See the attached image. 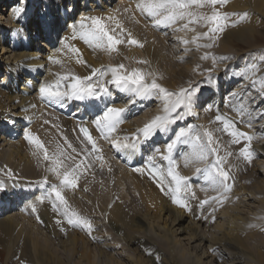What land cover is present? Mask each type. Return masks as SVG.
Masks as SVG:
<instances>
[{"label": "bare ground", "instance_id": "1", "mask_svg": "<svg viewBox=\"0 0 264 264\" xmlns=\"http://www.w3.org/2000/svg\"><path fill=\"white\" fill-rule=\"evenodd\" d=\"M115 1L116 0H82L81 6L79 7L81 10L79 11V16H77L76 11L78 9V4H80L78 3V0H0V160L8 163V166L6 165V167L7 169H10L13 174H18L17 176L13 175L9 177L4 175V173H0V178L7 180H21L19 183H17L16 187L11 188L3 195H0V232H2L0 234L5 236V238H3L4 240L9 239L6 241V246L12 247L14 245H12V243L15 238V240L19 241V245L16 248L17 252L21 253V255H27L31 252V254H36V256L41 257L42 260L56 258L58 262L59 257L57 255L60 254L59 249H61L64 251L62 253L67 255L65 258L66 260L63 261L62 264H146L147 262L155 263L157 257H159V260L162 263L164 260L168 259L164 258L163 256L164 254H167L166 251L172 252L167 255L169 260L166 261V264H185L179 261L181 258L178 256L180 255L177 256L179 260L176 258V256H174L176 254V249H179L182 255H188L191 264H252V253L258 259V261L263 264L264 252H261L258 249V246L252 245L251 242L260 234L257 230H252L244 236L245 231L242 230V223L244 222L254 225L257 224V222H252L250 220L251 216L253 218V216H255L254 214L260 211L259 208L261 207L258 204L262 203V201L259 203V200L256 197L258 195H256L257 189H253L256 184L252 187L249 186L247 188H241L239 192H236V194L238 193L243 196V199L240 201L243 204L241 206L237 205V207L232 209L231 207L227 206V209H230L226 211H224V208V210L218 212V209L222 206V204H214V202L206 204L202 209L199 207V201H201V199L206 200L210 197L216 196L217 193H215V191H212L214 192L213 195L206 194L209 198H204L206 196H202L203 198L200 199V196L198 195L199 197L197 198L200 200L196 199V201L194 200V203L192 202L190 204V208L195 211L193 214L198 213V215H192L193 217H189V213L186 209H178L180 208L179 206L171 204L172 202L170 203L171 198L169 196H162L163 193L157 186L156 182L151 179L144 171H134L135 165H139V167H143L146 170L145 163L149 162V157H152L153 159L151 163H154L158 170H160V172L165 175V168L168 167V162L161 158V152L166 147V143L174 133L173 131H170L167 134L158 133L152 140H150L147 144H144L142 147L138 146L136 150H122L118 152L119 154L117 156H115L117 151L111 145L101 142L106 140L101 138L100 133L96 130L93 121L97 116L102 114L106 106L127 109V111L123 114V122L117 126L116 131L110 135V139L107 141L111 143V138L114 137L120 140L122 143L129 142L124 141L123 138L125 136L131 137L137 129L142 128L143 125L147 123L152 117L160 114L163 103L158 96H152L149 98H136L135 103H132V99L135 97L131 95L130 92L121 91L117 89L115 85L108 84V95L102 96L99 100L86 99L84 101H79L75 99H65L62 103H49L40 99L38 89L41 83L54 81L58 75L75 74L81 77L87 76L90 74L92 68H101L109 63H112L113 65L115 64L114 66L122 63L125 65L128 71H131L132 69H139L145 74V78L149 82L155 78L157 83L162 84L164 88L173 92H178L179 90L177 91V89L182 87V85H184L183 87H187L189 83H191L196 77V74L193 75V71H190V66L187 68V65L185 67L184 64H181L182 61L184 62L183 58L185 57L184 54L187 49L183 47V44L179 43L180 39L176 40V33L171 31L173 29L171 25L160 26L162 34H159L164 36L166 40H172V42H175L173 44L175 46L170 48L167 47L168 53L165 54L160 50L161 48L159 49V46L151 47V44H149L147 35H159L156 33L158 27H153L151 19L135 8L138 0H118L116 3ZM9 3H11L12 6L8 8L4 7ZM241 4L244 6L243 9H241L243 12L248 9L252 11L256 10L252 4L242 2ZM66 5L71 6L73 9L70 14H65L64 12V7ZM242 5L232 4L230 5V8L236 9L238 12V9L242 8ZM35 7L41 8L43 12H38V15L34 17L33 10ZM109 7L111 8L110 10L101 11L102 9ZM17 8L24 9V11L19 16L15 15ZM116 9L118 12H116L113 16L124 28H129V31L132 33L133 37L139 42V44L143 45L142 47L138 45L127 46L125 44H121L117 46V51L115 52L109 53L105 51L108 56H97L98 54L95 52V50L93 51L92 48L86 47L85 45H78L77 49H79L80 54H82V59L86 61L87 66L84 64H77L76 55L73 53L70 55L58 56L57 54H54L55 51L53 49L50 47L48 48V46H53L56 44L58 38L66 34V30L69 32L72 31L68 25L73 24L74 21H80L79 19L83 16H97L106 12L112 13L110 11H115ZM41 14L42 16H40ZM122 14L126 16L123 17ZM260 14L264 19V13ZM234 18L237 19L240 17ZM250 18L251 19L249 21L253 20L254 16H251ZM227 28L228 29L224 32L222 38H220L221 40L219 49L212 51L217 56L223 55V58L226 57L225 54H232V51L235 50L233 49V44L242 42L243 40H246L248 43L255 40L256 37L259 36V33L256 32V28L253 23L248 25L240 24L235 27ZM162 30H167L168 32L165 31L163 33ZM33 35L37 37L33 38ZM42 36H45L44 40L48 41V44L43 41H37L38 39L40 40ZM60 40L63 41L62 38ZM176 42L178 43L176 44ZM176 45H179V49L182 47L181 49L183 50L180 49V51H184V54L181 52H175V50H179ZM76 46L77 45H75V47ZM189 47L191 48L192 46L189 45ZM255 55L257 54L246 51L241 55L242 57L239 60L234 59L235 57L231 62H227L231 58H225L221 60L223 65L220 69L223 68V72L219 80H223L225 86L223 87L220 85L219 81L217 82V85H214V82H208L210 83L209 87L207 86L206 89L200 91L199 98L194 105L195 107L193 106L192 108V114L187 117L190 118L188 120L186 119V121L182 122L176 127H187V125H190V123H193L192 125H194V123L200 124L201 121L205 119H209L211 121L215 119L217 114H225L227 116L230 115L231 117H234V120L240 121L241 115L236 111V109L239 108L237 105H240L239 100L241 97H246V99H250V102L248 105H245L247 103L244 105L252 107L250 112L255 114V117L257 118L254 122L259 121V123L254 126L264 129V114H262L264 113V104L258 102L259 100L257 101L258 95H256L257 90L260 91V89L263 87L261 77H263L262 79L264 80V70L260 68L261 66L257 69L252 68L253 64L256 65L261 59ZM50 57L52 59H50ZM60 58L63 60L58 62ZM138 61H146V63H137L132 67L133 62ZM235 61L236 63L238 62L237 68L239 70L243 68L244 70L239 72L236 71L235 65L233 63ZM197 63L198 61L192 58V62L190 63L192 69L196 68ZM54 66L56 68L58 66L63 70H70L71 73L61 74V70L58 69V71L57 69L53 68ZM207 74L205 73V75ZM21 75L24 76V81L22 83H20ZM157 77L160 79L163 77V79H161L162 81L158 80ZM110 78L111 76L109 74L104 79L109 80ZM209 81H212V79ZM212 87L214 88L213 92L215 93L214 98L212 101L205 102L204 106L199 107L202 100L208 97V95L206 96V93ZM232 93H236V95H231ZM137 100L142 102H137ZM209 105H211L210 110L208 107ZM88 106L92 107V112L90 113L87 112ZM217 108L219 109V113L217 112ZM147 109L149 111H146ZM28 111H31V114H27L26 112ZM48 111H50L52 114H56L57 117H61V124L66 134L64 137L69 142H71L73 147L79 149V151H85L83 148L84 146L86 150L90 149L87 147L85 142L84 145L82 140H80L83 139L80 132V126L82 124H88L92 127L94 137L98 142L99 149L101 150L99 155L105 159H108V156L109 158L110 156L119 158L117 160L115 159L117 165L110 168L107 172H113L116 176H118L119 180H125L127 183H124L129 186V190H131L133 187L132 189L134 190V194L137 191L138 194H136L138 195V198L133 197L132 195L131 196L133 199L136 198L137 203L142 202L140 205L144 206V209H146V212L149 216L148 219H145L139 215L135 216L134 219L139 217V220L136 221L138 229H141L140 231H138L136 227V230H134V233H132L133 235H130L129 230H133L132 228L129 226L126 228L123 227L122 223H116L119 219V214L121 213V215L124 217L125 212L128 210L126 209L128 205H125L126 207L124 210V206L122 204H124L125 200H123L121 206H118L119 208L116 206V208L112 207L114 209L112 210L111 214L109 212L110 215L104 213L106 217L104 220L105 223L107 225L109 224L108 226H113L115 232L121 234L118 239L120 242L112 241V235L110 236L108 234L110 228H108L109 230H107L108 226L101 228L97 223L98 220L96 219L97 222L95 220H91L92 227L94 226L93 228H95L96 231L92 232V235H90V240L88 239L89 241L86 240L88 242L85 241L84 243L82 236H80L82 233L69 230L71 227H67L64 223L61 225L56 223V221L60 220V218H58V214L55 215V212H52L53 209L50 210L51 213L49 212V206H47V203H50V200L45 199L43 202H39L37 200V197L45 195L46 192L50 190V185L56 183L57 181H55L50 175L52 172H48V167H45L47 166V163L46 165L44 164L45 172L43 170V176L39 177L36 174L39 166L38 160L43 158V152L39 151L37 156H33L32 152L29 153V151L36 149V146L31 144L25 138V133H30L31 135L37 137L39 141L45 146L50 156L60 153L58 149L60 147L57 145L60 139H58V143H56L57 146L54 145V141L57 137L54 139V141L52 140V132L55 131L51 127L54 125L55 119L53 116L48 115ZM246 111L249 112L248 110ZM139 113L143 114L137 116ZM76 117L81 119L84 118L83 122H77L75 120ZM244 120L245 118L243 116V123L239 124L240 128H242L241 124L245 123ZM40 121H42V123ZM173 127L175 128V126ZM72 134L76 135L80 139L77 138L75 140ZM141 139L143 138L141 137ZM227 140L225 138L224 141ZM62 141L63 139L61 142ZM258 142L260 143L258 144ZM231 145L233 146V144ZM226 146L228 148L230 147V145ZM251 146L252 149H255V151L258 152L262 158H264V141L252 140ZM157 148L160 149V151H156ZM224 149H226V151L228 150L225 147ZM182 150L183 148L181 147L178 151L181 152ZM176 151L177 148L174 150L173 158L178 165L177 170L180 174L192 179V172L190 173L188 169V171L184 172L181 163L178 161V159H176ZM83 152H81V154ZM87 154L92 156L94 160V155L89 153ZM7 159L8 161H6ZM161 159L162 162H164L163 167H161L159 164ZM111 161V163H115L113 162L114 160ZM261 164H264V162ZM121 165L127 167L128 170H125ZM192 165L193 164H191V166ZM100 168L101 167L99 164L95 165V171H98ZM92 169H94V167ZM139 174L144 178L143 180L138 178ZM45 179H47L48 183H41ZM92 179L94 180V178ZM168 179H165L164 181L166 185L168 183ZM191 179L189 181V191L196 194V189L194 186L190 185ZM117 182L119 183L120 181ZM202 186L211 189L210 185L207 183H202ZM157 192L162 194L159 196ZM83 197L79 198L83 200ZM68 198L69 201L71 200V204L68 205L70 210L75 211L80 216H84L85 211L89 218L95 217L92 211L89 212L86 210V208H84L85 206H82L84 211L77 209L75 207L76 205H73V198L71 199L69 196ZM85 198H87L86 195ZM89 198L90 197H88V201L90 202L89 204L92 205V200L94 198L92 200ZM116 200H118V198ZM116 202L118 205H120L119 200ZM131 202L128 203L131 204ZM79 203L76 202L78 205ZM137 203L135 202L136 206L138 205ZM32 205H35V212L38 213L40 221L44 222L47 233L41 234V232L39 234L38 230H36V227L33 226L31 229V224V226L28 225L30 227L29 229L26 228L28 226H25V224L27 222L30 223L27 218L29 208L32 210ZM94 205H96L95 207L97 209V201L96 203L94 202ZM107 205H103L104 208H102L104 211ZM232 205L235 206L236 203H232ZM143 206L139 207L143 208ZM92 207L94 206L92 205ZM213 209H215V211H213ZM213 217L215 218L214 222ZM14 219L15 221L17 220V222L19 221L17 225L13 222ZM32 220H34V218ZM159 220H161V223ZM10 223H13L17 226V229L13 234L14 237L7 233V227L10 226L7 224ZM133 225L135 226V224ZM258 226L260 225H256L255 227ZM11 227L13 228L14 226ZM61 227H63L65 231L62 232ZM52 234H54V237ZM93 237L95 239L94 243H92ZM84 238H86L85 235ZM41 239H44V241L50 240V245H54L53 243H55L58 244L57 247L59 248H51L48 245L49 241H47L48 243L45 245L43 244L44 242L41 243ZM10 241H12L11 244ZM160 243H165L166 245H164L166 248H164ZM114 246L118 248L117 250L120 249L121 251L118 252L116 250V252H112V248H114ZM132 246L138 247L140 251L138 255H135L134 252L136 251L133 252L134 249ZM147 251H151L152 255H147Z\"/></svg>", "mask_w": 264, "mask_h": 264}, {"label": "snow or ice", "instance_id": "2", "mask_svg": "<svg viewBox=\"0 0 264 264\" xmlns=\"http://www.w3.org/2000/svg\"><path fill=\"white\" fill-rule=\"evenodd\" d=\"M227 2L228 0H138L136 9L151 19L153 27L169 26L178 20H185L187 18V22L183 25L184 29H188L190 24H200L207 28V31L194 36L193 42L201 39L214 42L224 32L226 27H235L237 25L239 21H233V17H240L243 20L248 16L247 13L221 11L220 9ZM193 6L208 8L210 11L208 13H195L187 10ZM23 11V8H17L15 15L19 16ZM72 11L71 6L66 5L64 7L65 14H70ZM107 19L114 20L115 18L108 17ZM68 26L72 29V39H76L78 36L85 44L94 49H101L112 53L117 51V46L125 42L129 45L143 46L119 22H116L115 27L110 28L104 23V18L102 17L83 16L80 21H74L73 24ZM192 30L195 31L194 29ZM183 43L188 44L189 41L184 40ZM201 46L211 48L213 44L206 43ZM66 47H68L71 53L76 55L77 64L87 66L86 61L82 59L79 49L70 45H66ZM50 59L52 58L50 57ZM201 59H208V54L206 53ZM213 60L215 62L216 58L213 57ZM138 63H146V61H138ZM109 74L111 78L105 80L104 78ZM108 84L115 85L121 91L130 92L136 98L158 96L163 103L161 114L152 117L142 128L137 129L131 137L125 136L123 138L124 141L129 142L122 143L114 137L111 138V146L117 152L128 149L136 150L138 146L142 147L144 144H147L158 133L167 134L170 131H174L175 133L174 137H170L166 143V147L161 152V158L168 162L166 177L156 168L155 164H152L146 170L143 167H137L134 171H144L156 182L161 192L171 198L173 204L190 211L191 208L187 200L195 198V194L189 191V181L191 178L180 175L177 170L178 165L173 158L174 150L178 145H190L192 152L186 160L203 163L204 167L196 168V173L198 175L203 174L211 190L217 193L216 196L199 201V207L202 209L206 204L212 202L222 204L223 199L226 198L225 194L231 191L229 184V181L232 179L231 167L226 168L225 165L228 163L229 157L233 156V153L225 152L224 155H221L220 140L215 138L211 131L204 130L201 133L193 125L178 127V130L173 127L179 126L192 114V108L200 95V84L189 83L187 87H181L178 92L169 91L157 83L155 78L149 82L141 70L132 69L128 71L125 65L121 63L110 68H92L90 74L83 77L75 74L58 75L54 81L41 83L38 91L40 99L49 103H62L65 99L79 101L86 99L99 100L102 96L108 95ZM231 95H236V93H232ZM132 103H135V100ZM239 103L241 107L237 108L236 111L241 115L240 121L230 119L225 114H217L215 122L222 125L217 131L230 137L229 144L240 145L236 153L237 157L251 163L254 159V152L251 148L253 136L238 127L240 123H243V116L249 113L246 111V106L243 103V97L240 98ZM208 107L210 110L211 105ZM126 111V108L105 107L102 114L97 116L93 121L101 138L105 140L110 139L111 133H114L117 126L123 122V114ZM217 112L219 113L218 108ZM80 132L83 134L87 144L91 145V148L87 152L95 155L97 159H102L99 155L101 150L97 147L88 128L81 127ZM25 138L31 144H34L38 151L43 152L44 161H51V167L47 168V170L54 173L59 181L58 184H51L50 190L45 195L37 197V200L39 202H43L45 199L51 201L53 211L63 218L56 221L58 225L66 222L68 226L86 230L91 235L94 229L88 218L80 216L75 211H71L64 195L65 189H76L78 187L79 174L85 166V161H88V155H85L79 163L75 162L76 157L71 156L70 153L66 154L65 151H61L59 156H50L37 137L30 133H25ZM64 143L68 148L72 149L73 153L79 155L77 149L66 138ZM156 151H160V149L157 148ZM33 155H37V152H34ZM69 158L72 163L65 166V160ZM152 159V157L148 158L149 163H151ZM88 166H91L90 161L88 162ZM0 172L9 177L14 175L6 166L5 169H0ZM167 178L170 179H168L166 185L164 181ZM41 183L47 184L48 181L45 179ZM2 190L3 185L0 184V191ZM31 207L33 212H35V205ZM214 219L213 217V222ZM37 220L42 222L38 215ZM61 231L63 232L65 229L61 227ZM146 254L152 255L151 251H147ZM20 264H25V262L20 261ZM155 264H161L159 257L156 258Z\"/></svg>", "mask_w": 264, "mask_h": 264}, {"label": "rangeland", "instance_id": "3", "mask_svg": "<svg viewBox=\"0 0 264 264\" xmlns=\"http://www.w3.org/2000/svg\"><path fill=\"white\" fill-rule=\"evenodd\" d=\"M117 2H118V0H116ZM116 1H115V3H116ZM130 1V0H129ZM81 2H82V0H78V3H80V4H78V9H77V11H76V15L77 16H79V11L81 10V8H79L80 6H81ZM241 2L242 3H248V4H252L254 7H255V9L256 10H254V11H252V10H250V9H248V10H245V12H243V11H241V9H243V5L241 4ZM232 4H239V5H242V8H240V9H238V12L239 13H247L248 14V16H247V18L246 19H243V20H241L240 18H237V19H235L234 17L232 18L233 19V21H239L238 23H237V25H248V24H250V23H253L254 25H255V28H256V32H258L259 33V36H257L256 37V39L255 40H253V41H251V42H248L247 43V41L246 40H243L242 42H238V43H236V44H233L234 45V47L233 46H231V47H233V49H235V50H233L232 51V54H228V55H226L225 54V58L226 59H230L229 61H227V62H231L232 60H233V58L234 59H240L242 56V54L243 53H245L246 51H249V52H251V53H256L257 55H255V56H257V57H259V58H261L260 59V61H259V63H257L256 65H254L253 64V66H252V68H254V69H257V68H259L260 66V68L261 69H263L264 70V19L261 17V14L260 13H264V0H228V2H227V4L224 6V7H222L220 10L221 11H227V12H229V13H231V12H236V13H238L237 11H236V9H231L230 8V5H232ZM113 5H115V4H113ZM10 6H12V4L11 3H9V4H7V6H4V7H10ZM113 7V6H112ZM136 8V7H135ZM111 8L109 7V8H104V9H102L101 11H106V10H110ZM188 11H192V12H195V13H208L209 11H210V9H208V8H198V7H196V6H193L192 8H190V9H187ZM34 12H33V14H34V17L35 16H37L38 15V12H42V10H41V8H39V7H35L34 8V10H33ZM258 13H257V12ZM110 12H112V13H109V12H106V13H104V14H102V15H97V17L99 16V17H102V18H104V23L108 26V27H110V28H113V27H115V24H116V22H118V20L113 16L116 12H118V10L116 9L115 11H110ZM260 12V13H259ZM42 15V14H41ZM123 15V17H125L126 15H124V14H122ZM143 16V15H142ZM251 16H254V19L253 20H251V21H249L251 18ZM108 17H114L115 19L114 20H109V19H107ZM144 17V16H143ZM145 18V17H144ZM77 19V18H76ZM146 19V18H145ZM79 20H81V18L79 19ZM187 22V18L185 19V20H178L177 22H175V23H173V24H171V27L173 28L171 31L172 32H174V33H176L175 35H176V40L178 39H180L179 40V43L180 44H183V47H185L186 49V52H185V54H184V51H180V49L182 48H180L179 49V45H176V47L179 49V50H175V52H181V53H183L184 55H185V57L183 58L184 59V62L182 61L181 62V64H184L185 65V67H186V65H187V68H189V66L191 67L190 68V71H193V75H195L196 74V79L194 78L193 80H192V84H201V88H200V91L201 90H203V89H206L207 88V86L209 87V85H210V83L211 82H214L215 84L214 85H217V82L219 81V83H220V85H222L223 87L225 86L224 85V83H223V80L221 81V80H219V78H220V76H221V74H222V72H223V68L222 69H220L221 67H222V65H223V63H222V61L221 60H223V59H221V58H223V55H219V56H217L216 54H214V52H212V51H215V49H219V46H220V38H222V36L224 35V32L228 29L227 27L225 28V30H224V32L222 33V34H220L219 35V37H218V39H216L214 42H212V41H207V40H204V39H201V40H198V41H195V42H193V37L194 36H196L197 34H199V33H202V32H204V31H207V28L206 27H204L203 25H200V24H190L189 25V27H188V29H184L183 28V25L185 24ZM244 23V24H243ZM236 25V26H237ZM126 30H128L129 31V28L128 27H126L125 28ZM192 29H194L195 31H193ZM168 32L167 30H162V32L164 33V32ZM156 33L157 34H162L161 33V28L160 27H158V29H157V31H156ZM192 33V34H191ZM151 35V34H149V35H147V38L149 39V44H151V47L152 46H159V49L162 51V52H164L165 54L166 53H168V49H167V47L168 48H170V47H172V46H175V45H173L175 42H172V40H166V38L164 37V36H161V35ZM191 34V35H190ZM33 38H36L35 37V35H33L32 36ZM44 37V38H43ZM72 37V31H67L66 30V34L63 36H61V37H59L58 38V40H57V42H56V44H54L53 46H48V48L50 47L51 49H53L55 52H54V54H57L58 56H65V55H70V54H72L70 51H69V49H68V47H66V45H70V46H74L75 47V45H77L75 48H77L78 47V45L79 46H82V45H85L86 47H89L87 44H85L84 43V41L83 40H81L78 36H77V38L76 39H72L71 38ZM159 37V38H158ZM63 39V41L62 40H60V39ZM162 38V39H161ZM45 39V36H42V38H40V40L38 39L37 41H43V42H45L46 44H48V41H45L44 40ZM188 40L189 41V43L188 44H185V43H183V41L184 40ZM77 41H78V43H77ZM59 42V43H58ZM61 42V43H60ZM163 42H164V44H163ZM69 43V44H68ZM72 43H74V44H72ZM76 43V44H75ZM178 42H176V44H177ZM206 43H212L213 44V46L211 47V48H206V47H203V46H201V45H203V44H206ZM123 44H125V45H127V46H131V45H129V44H127V42H125V43H123ZM160 44V45H159ZM252 44H255V45H252ZM166 45V46H165ZM189 45L190 46H192L191 48L189 47ZM90 48H92V47H90ZM252 48H256V49H252ZM64 50V51H63ZM92 50L94 51L95 50V52L98 54H96L97 56H108V54H106V52L104 51V50H101V49H94V48H92ZM181 50H183V49H181ZM191 51V53H190V51ZM62 52H64V53H62ZM105 53V54H104ZM208 54V59H201V57L202 56H204L205 54ZM103 54V55H102ZM245 55V54H244ZM216 56V57H215ZM253 56V55H252ZM213 57H215L216 58V60H215V62H214V60H213ZM192 58L193 59H196L197 61H198V63L196 64V68L195 69H192V66L190 65V63L192 62ZM219 59V60H218ZM63 59L62 58H60L59 59V61L58 62H61ZM181 61V60H180ZM218 62V63H217ZM221 62V63H220ZM138 62H133V64H132V67L135 65V64H137ZM234 63V65H235V70L236 71H242V70H244L243 68H241L240 70L237 68V63H236V61L235 62H233ZM199 64V65H198ZM204 64H206V65H204ZM107 65V66H106ZM105 66H104V68H106V67H108V68H110V67H112V66H114L112 63H109V64H106ZM258 65V66H257ZM225 66V65H224ZM223 66V67H224ZM206 67V68H205ZM217 67V68H216ZM53 68H55V69H60L58 66H57V68L54 66ZM68 68H71V67H68ZM198 68H202L201 70L200 69H198ZM205 70H204V69ZM192 69V70H191ZM207 69V70H206ZM215 69V70H214ZM220 69V70H219ZM61 70V74H69V73H71V71L70 70H63V69H60ZM205 72H204V71ZM209 70H210V72H209ZM59 71V70H58ZM203 71V72H202ZM216 72V73H215ZM218 72V73H217ZM205 73L207 74V75H205ZM214 73V74H213ZM218 74V75H217ZM214 75H215V77H214ZM217 75V76H216ZM205 76V77H204ZM208 76L210 77V79H212V81H209L210 79L208 78ZM213 76V77H212ZM23 77V78H22ZM161 77V76H160ZM158 78V80H161V79H163V77L160 79L159 77H157ZM263 77H261V80H262V85H263V87H262V89H260V91L259 90H257V93H256V95H258L257 96V101L258 102H260L261 104H264V80L262 79ZM150 79V78H149ZM216 79V80H215ZM207 82H206V81ZM20 83H22L23 81H24V76H20ZM162 81V80H161ZM208 82H210V83H208ZM208 84V85H207ZM162 85V84H161ZM184 85H182V87H183ZM205 87V88H204ZM181 87H179V89H180ZM179 89H177V91L179 90ZM214 91V88L212 87V88H210V90L209 91H207V93H206V96L208 95V97L206 98V99H204V100H202V102H201V105H199V107H202V106H204V104H205V102H207V101H212V99L214 98V95H215V93L213 92ZM261 91H262V93H261ZM255 93V92H254ZM260 94V95H259ZM131 95H133L132 93H131ZM260 97V98H259ZM209 98V99H208ZM245 98V99H244ZM259 98V99H258ZM136 99V97L135 98H133L132 100H135ZM248 99V100H247ZM246 99V97H243V102H244V104L245 103H247V104H245V105H248V103L250 102V99L249 98H247ZM262 99H263V101H262ZM153 100V99H152ZM225 100H226V98H225ZM240 101V100H239ZM137 102H142V101H140V100H137ZM195 105V104H194ZM224 105H225V103H224ZM153 106V105H152ZM237 106H239L240 107V105H237ZM195 107V106H194ZM155 108V107H154ZM153 108V109H154ZM163 108V107H162ZM252 107H249V106H246V110H248L249 112V114L248 115H244V118H245V123L244 124H241V126H242V128H240V126L238 125V127L242 130L243 129V131L244 132H247V133H249L250 135H253V141H258V140H261V141H264V129L263 128H259V127H256V126H254V125H257V123H259V121H256V122H254L257 118L255 117V114H252L251 112H250V109H251ZM105 109V108H104ZM146 111H149L148 109L146 110ZM162 111V110H161ZM161 111H160V114H161ZM143 112V111H142ZM27 114H31V111H28V112H26ZM230 113H232V112H230ZM141 114H143V113H139L137 116H139V115H141ZM48 115L49 116H53L54 117V119H55V123H54V125L51 127L55 132H52V140L54 141V139H55V141H54V145L55 146H59L60 148H58L59 149V152H61V151H64L65 150V152H67L66 154H71V156L73 155L74 157H75V154H76V161L75 162H77V163H79L80 162V160H82L83 158H84V156L85 155H88L87 153V150H86V148H85V146L83 147L84 149H85V151L83 152L82 150H80L79 151V149H77L76 147H74V148H76L77 149V152L79 151V156L77 155V153H73L72 152V149L71 148H68L67 147V145L64 143V141H65V137L64 136H66V134H65V131H64V128H63V126H62V124H61V122H62V119H61V117L59 116V117H57L56 116V114H52L50 111H48ZM228 117L230 118V119H233L234 120V117H231L230 115H228ZM246 117H249V118H246ZM253 117V118H252ZM190 118V117H189ZM189 118H187V120L189 119ZM251 118V119H250ZM248 119V120H247ZM252 119H254V120H252ZM201 121V120H200ZM237 121V120H236ZM41 123H42V121H40ZM203 122V123H202ZM193 124V123H192ZM191 123H190V125H192ZM201 124V125H200ZM194 123V125L193 126H197L196 128L202 133L204 130H208V131H211V132H213V134H214V137L215 138H217V139H219L220 140V144H221V146H223V147H221V155H224L225 154V152H232L233 153V156H231V157H229V159H228V163L225 165V167L226 168H228V167H231V176H232V181L230 180L229 181V184H230V186H231V192H228V193H226L225 195H226V198H224L223 199V203H222V206L221 207H219V209H218V212H220L221 210H224V208H225V210L224 211H226V210H229V209H227V206L228 207H231V209L232 208H235V207H237V205L238 206H241L243 203H241L240 201L243 199V196L241 195V194H236V192H239L240 190H241V188L243 189V188H247V187H249V186H253V185H255L254 186V188L253 189H257L256 190V197L258 198V202L260 203V201H262V203H260V204H258L261 208H259V210L260 211H258V213H255L254 215L255 216H253V218H252V216L250 217L251 219V221L252 222H257V224H251V223H246V222H244V223H242V230L243 231H245L244 232V236L249 232V231H252V230H257L258 231V233L260 234V235H258V237L257 238H254L251 242H252V245H254V246H258V249L261 251V252H264V164H261V163H263L264 161V158H262V156L261 155H259V153L258 152H256L255 151V149H252V151L253 152H255V154H254V159L251 161L252 163H247L246 161H244L242 158H238L237 157V155H236V153L238 152V150H239V147H240V145H234L233 144V146L231 145V144H229V143H227V142H229V139H230V137H227V135H224L222 132H219V131H217V128H221L222 127V125H220V124H218L217 122H215V119H213V120H209V119H205V120H202L201 121V123ZM206 124V125H205ZM251 124V125H250ZM209 125H211V126H209ZM250 125V126H249ZM264 125V124H263ZM201 126H202V128H201ZM254 126V127H253ZM180 127H186V126H180ZM178 129V127H176L175 126V129ZM208 128V129H207ZM176 129V130H177ZM73 130V129H72ZM248 130V131H247ZM174 132V131H173ZM58 133V134H57ZM257 133V134H256ZM54 134V135H53ZM111 134H113V133H111ZM56 135V136H55ZM73 135V137H74V139L76 140L78 137L76 136V135H74V134H72ZM174 135H175V133H173L172 134V136L171 137H174ZM222 136V137H221ZM64 137V138H63ZM223 137H224V139H223ZM225 138H226V140H227V138H228V140L227 141H224L225 140ZM58 139H60L59 140V143H58ZM63 139V141L61 142V140ZM78 139H80V138H78ZM80 140H82V142L84 143V141H83V139H80ZM57 141V142H56ZM102 143H104V144H108V145H111V143H109L107 140L106 141H101ZM56 143H58L57 145H56ZM225 143V144H224ZM260 142H258V144H259ZM84 145H85V143H84ZM226 145H230V147L228 148ZM45 147V146H44ZM183 148V150L181 151V152H179L178 150L180 149V148ZM224 147L225 148H227L228 150L226 151V149H224ZM61 148H63V149H61ZM65 148V149H64ZM233 148H234V150H233ZM251 148H252V146H251ZM61 149V150H60ZM236 149V150H235ZM68 151H70V152H68ZM223 151H225V152H223ZM30 152H32V153H34V152H37V155H38V153H39V151L37 150V148L36 149H34V150H32V151H29V153ZM81 152H83L82 154H81ZM192 152V148H191V146L190 145H178V147H177V151L175 152V154H176V159H178V161L181 163V165H182V169H184V172H186V171H188L189 170V172L191 173L192 172V179H191V186H194V188L196 189V191H197V193L195 194L194 192V194H195V198H190V199H188L187 200V203L189 204V206H191L190 204L193 202H195L196 201V199L197 200H200L201 198H203L202 196H206V197H204V198H209L206 194H211V195H213L214 194V192H212V190L211 189H208V188H205V187H203L202 186V183H207L206 181H205V178H204V175L203 174H200V175H198L197 173H196V168H203L204 167V165H203V163H200V162H196L195 163V161H191V162H189V161H187L186 160V158L190 155V153ZM73 153V154H72ZM110 154H111V152H110ZM119 153L117 152L116 154H115V156H117ZM33 155V154H32ZM37 155H33V156H37ZM51 156H59V153H56V154H54V155H51ZM115 156H110V158H109V156L107 157L108 158V160L107 161H105V162H102L101 160V162H99V161H95V160H91L90 159V157L93 159V157L92 156H89L88 155V161H85V166H84V168H82L81 170H82V172H80L81 174H79V178H78V188H76V189H71V188H68V189H65L64 190V194H65V196L67 195V201H68V205L69 204H71L70 202H71V200L69 201V198H68V196L69 197H71V199H72V201H73V205H76L75 207L77 208V209H81L82 211H84L83 209H82V206H85L84 208H86V210H88L89 212H91L92 211V213H94L93 215L95 216V217H93V218H89V216L88 215H86V213H85V211H84V216L83 217H86V218H88V220L90 221V223H91V220H95L96 222H97V220H98V224H99V226L101 227V228H103V227H107L108 225L105 223V215H104V213L105 214H107V215H110L111 214V212H112V210L114 209V208H116V207H120L121 206V204L123 203V200H125V202H124V204H122L123 206V208H124V210H125V207H126V209H128L127 210V212H125V214H124V217H123V215H121V213L119 214V219L117 220V222L116 223H118V224H121L122 223V225H123V227H126V228H128V226L130 227V228H132L133 230H129V233H130V235H133L132 233H134V230H136L135 228L137 227V229H138V226H137V221L139 220V217L138 218H136V219H134L135 218V216H141V217H143V218H145V219H148L149 218V216H148V214H147V212H146V209H144V206L143 205H140V203H142V202H139V203H137V201H136V198H134L133 199V197H137L138 195V193H137V191H136V193L134 194V190L131 188V190H129L130 188H129V186L127 185V184H125V183H127L125 180L123 181V180H119L118 179V176H116L113 172H107V171H109V169L110 168H112V167H115L117 164H116V161H115V159L117 160V159H119L118 157H115ZM112 157V158H111ZM105 159V158H104ZM111 160H114L113 162H115V163H111L112 161ZM6 161H8V159L6 160ZM66 162H65V166H67V164L69 165V164H71L72 163V161H71V159L69 158L68 160H65ZM91 162V166L89 167L88 166V162ZM157 161H158V159H157ZM0 168L1 169H5V167L4 166H8V163H6V162H4V161H1L0 160ZM69 162H71V163H69ZM118 162H119V160H118ZM46 163H47V166H45L46 165ZM49 163V164H48ZM99 164L100 165V169L98 170V171H95V165L96 164ZM101 163V164H100ZM107 163V164H106ZM230 163V164H229ZM232 163V164H231ZM41 164V165H40ZM45 164V165H44ZM159 164L161 165V167H163V165H164V162H162V159H161V161H159ZM168 164V163H167ZM191 164H193L192 166H191ZM38 169H37V171H36V174L40 177H42L43 176V174L42 173H44L45 172V167L47 168H49V167H51V161H44V159L42 158V159H40V160H38ZM263 165V166H262ZM41 166V167H40ZM45 166V167H44ZM125 170H128V168L127 167H125V166H123V165H121ZM40 167V168H39ZM94 167V169H92ZM97 167H98V165H97ZM184 167V168H183ZM191 167V168H190ZM234 167V168H233ZM194 168V169H193ZM188 169V170H187ZM192 169V170H191ZM20 170H21V168H20ZM41 170H42V172H41ZM43 170H44V172H43ZM166 170V171H165ZM165 177H166V173H167V168H165ZM263 172H262V171ZM106 171V172H105ZM41 172V173H40ZM49 172V171H48ZM96 172H98V173H96ZM0 173H3V172H0ZM40 173V174H39ZM51 173V172H50ZM93 173V174H92ZM83 174H84V176H83ZM92 174V175H91ZM255 174V175H254ZM15 176H17L18 174H14ZM52 177H53V179L55 180V181H57L56 183L58 184V178L55 176V174L54 173H51L50 174ZM82 175V176H81ZM94 175V176H93ZM107 175V176H106ZM110 175V176H109ZM180 175H182V176H185V175H183V174H180ZM235 175V176H234ZM116 176V177H115ZM246 176H248V177H246ZM90 177H92V178H94V180L92 179V178H90ZM96 177V178H95ZM98 177V178H97ZM102 177V178H101ZM186 177V176H185ZM252 177V178H251ZM15 178H18V177H15ZM86 178V179H85ZM89 178H90V180H89ZM101 178V179H100ZM140 180L142 179H144L140 174H139V177H138ZM249 178V179H248ZM80 179V180H79ZM82 179V180H81ZM117 179V180H116ZM168 179V178H167ZM236 181H235V180ZM108 180H110V181H108ZM246 180V181H245ZM21 180H17V179H15V180H13V179H4V178H0V184H2L3 185V190L2 191H0V195H3L4 193H6V191L8 190H10L11 188H14V187H16V185H17V183H19ZM97 181V182H96ZM104 181V182H103ZM112 181V182H111ZM117 181H120L119 183L117 182ZM84 182V183H83ZM87 182V183H86ZM125 182V183H124ZM255 182V183H254ZM123 185H122V184ZM236 183H239V184H236ZM245 183V184H244ZM86 184H87V187H86ZM100 184V185H99ZM260 186H259V185ZM41 185V184H40ZM90 187H89V186ZM93 185V186H92ZM125 185V186H124ZM205 185V184H204ZM237 185V186H236ZM82 186V187H81ZM128 186V187H127ZM240 186H242V187H240ZM81 187V188H80ZM84 187V188H83ZM92 187V188H91ZM261 187V188H260ZM129 188V189H128ZM239 188V189H238ZM259 188V189H258ZM80 189V190H79ZM85 189H88V191H85ZM90 189V190H89ZM93 189V190H92ZM234 189V190H233ZM237 189H238V191H237ZM82 190V191H81ZM108 190V191H107ZM112 190V191H111ZM124 190V191H123ZM83 191H84V193H83ZM129 191H133V192H129ZM201 191V192H200ZM67 192V193H66ZM79 192V193H78ZM82 192V193H81ZM120 192V193H119ZM130 194H129V193ZM235 192V193H234ZM68 193H69V195H68ZM96 193V194H95ZM128 193V194H127ZM192 193V192H191ZM216 193V192H215ZM260 193V194H259ZM73 196H71V195ZM81 194H83V195H81ZM115 194V195H114ZM157 194H159V196L162 194V193H160V192H157ZM236 194V195H235ZM80 195V196H79ZM85 195H86V197L87 198H85ZM133 197H132V196ZM197 195V196H196ZM200 197H199V196ZM241 195V196H240ZM84 196V197H83ZM98 196V197H97ZM163 197L165 196L164 194L162 195ZM236 196V197H235ZM237 196H238V198H237ZM259 196V197H258ZM76 197H77V199H76ZM79 197H83V200L82 199H80ZM88 197H90L89 199H93L92 200V205L94 206V207H92V205L91 204H89L90 202L88 201ZM100 197V198H99ZM115 197V198H114ZM121 197V198H120ZM129 197V198H128ZM131 197V198H130ZM165 197H167V196H165ZM197 197H199L200 199H198ZM96 198V199H95ZM118 198V200H119V204L120 205H118V203L116 202V201H118V200H116ZM138 198V197H137ZM236 198V199H235ZM76 199V200H75ZM131 199V200H130ZM86 200V201H85ZM121 200V201H120ZM195 200V201H194ZM201 200H204V199H201ZM227 200V201H226ZM80 202L79 203V205L78 204H76V202ZM84 201V202H83ZM96 201H97V203H98V208L96 209V205H94V202L96 203ZM132 201V202H131ZM134 201V202H133ZM235 201H237V202H235ZM88 202V203H87ZM128 202H131V204H129ZM135 202L138 204L137 206L135 205ZM172 202V200H170V203ZM114 203H115V205H114ZM127 203V204H126ZM232 203L234 204V203H236V205L235 206H233L232 205ZM238 203V204H237ZM50 204V205H49ZM108 204V205H107ZM171 204H173V203H171ZM214 204H216V202H214ZM100 205H102V206H100ZM103 205H107V207H105V211L103 210V208H104V206ZM109 205H111V207H109ZM126 205V206H125ZM174 205V204H173ZM176 205V204H175ZM232 205V206H231ZM257 205V204H256ZM257 205V206H258ZM263 205V206H262ZM47 206H49V212L51 213V211L50 210H52V204H51V202L50 203H47ZM51 206V207H50ZM116 206V207H115ZM139 206H143V208L142 207H139ZM256 206V207H257ZM103 207V208H102ZM112 207H114V208H112ZM118 207V208H119ZM101 209V210H100ZM178 209H181V210H183V208H178ZM98 210V211H97ZM19 211V210H18ZM71 211H73V210H71ZM102 211V212H101ZM104 211V212H103ZM150 211H151V209H150ZM188 211V213H189V217L191 216V217H193V216H196V215H198V213H196V214H193V213H195V211L194 210H192V208H191V210L189 211V210H187ZM52 212L54 213V211L52 210ZM101 214H100V213ZM108 212V213H107ZM109 212H110V214H109ZM143 213V214H142ZM144 213H146V214H144ZM37 215H38V213H36V212H33V210H31V208L29 209V211H28V218H27V220L28 221H30V223L29 222H27L26 224H25V226H31V229H32V227L34 226V227H36L37 229L36 230H38V233L40 234L41 232V234H44V233H47L46 231V227L44 226L45 224H44V222L42 221V222H39L38 220H37ZM55 215H57V213L55 212ZM101 215V216H100ZM193 215V216H192ZM88 216V217H87ZM134 216V217H133ZM34 218V220H32ZM58 218H60V220H62L63 218L60 216V215H58ZM127 220H126V219ZM97 219V220H96ZM130 221H129V220ZM137 220V221H136ZM25 221H26V219H25ZM38 221V222H37ZM104 221V222H103ZM132 221V222H131ZM160 221V223H161V220H159ZM16 225H17V223L19 222H17V220L15 221V219H14V221H13ZM36 222V223H35ZM29 223V224H28ZM39 223V224H38ZM41 223V224H40ZM67 227H70V226H68V224H66V222H63ZM158 223V222H157ZM262 223V224H261ZM15 224H13V223H10V224H7V225H10L9 227H7V233L8 234H11L12 235V237H14L13 236V234H14V231L17 229V226L15 225ZM31 224V225H30ZM133 224H135V226L133 225ZM245 224V225H244ZM247 224V225H246ZM38 227H37V226ZM127 225V226H126ZM132 227H131V226ZM244 225V226H243ZM256 225H260V226H258V227H255ZM11 226H14L13 228L11 227ZM26 227L27 229H29L30 227ZM64 227V226H63ZM94 227V226H93ZM40 228V229H39ZM108 228H110V230L108 229ZM9 229H10V231H9ZM76 228H73L72 229V227L69 229V230H71V231H78L77 233H82L80 236H82V239L84 240V243H85V241L86 240H90V235L88 234V232L86 231V230H81L80 228L78 229H76ZM94 230L92 231V232H94V231H96L95 230V228H93ZM40 230V231H39ZM107 230H109L108 232V234L111 236L112 235V237H113V240L112 241H119L118 239H119V237H120V235L121 234H118V233H116L115 232V230H114V228H113V226H108L107 227ZM141 229H138V231H140ZM81 231V232H80ZM111 231V232H110ZM114 231V232H113ZM126 231V230H125ZM5 232V233H6ZM0 233H2V232H0ZM5 233H3V234H5ZM85 235V237L86 238H84V235ZM54 234H52V236H53ZM88 235V236H87ZM91 235H92V233H91ZM115 235V236H114ZM129 235V234H128ZM118 236V237H117ZM54 237V236H53ZM116 239H115V238ZM3 238H5V236L4 235H1L0 234V264H20V261H24L25 262V264H62V262L63 261H65L66 259V257H67V255H65V254H63L62 252H64V251H62L61 249H59V253L61 254H58L57 256L59 257V262L56 260V258H54V259H48V260H42V258L41 257H39V256H36V254H31V252L29 253V254H23V255H21V253H19V252H17V246L19 245V241L18 240H15V238H14V240H13V243H12V241H10V244L12 243V247H8V246H6L7 245V243H6V241H8V240H4ZM88 240V241H89ZM47 241H49V246L51 247V248H56L57 246H58V244H55V243H53L54 245H50V240H45L44 241V239L42 240L41 239V243L42 242H44L43 244H45V245H47ZM52 241H54V240H52ZM88 241H86V242H88ZM94 241H95V239H92V243H94ZM120 242V241H119ZM160 244H162V243H160ZM165 243H163L162 244V246L164 247V248H166L165 247V245H164ZM53 246V247H52ZM57 248H59V247H57ZM132 248L134 249L133 250V252L134 251H136V252H134L135 253V255H138V253H140V251H139V249H138V247H136V246H132ZM118 248H116L115 246H114V248H112V252H116V250H117ZM114 250V251H113ZM118 252L119 251H121L120 249L119 250H117ZM175 251V250H174ZM173 251V253L175 254V252H176V254L174 255V256H176V258H181L180 260H179V258H178V260L181 262V263H189V264H191L190 263V258L188 257V255L187 256H185V255H182V253H180L181 251L179 250V249H176V251L174 252ZM177 251H178V253H177ZM18 253V254H17ZM166 253L167 254H164L163 256H164V258H168L167 260H164L161 264H166V261H168L169 260V257H167V255L169 254V253H172L171 251H166ZM120 254V253H119ZM178 255H180V256H178ZM36 256V257H35ZM178 256V257H177ZM38 257V258H37ZM163 258V259H164ZM252 260H253V263L252 264H262L261 262H259L258 261V259L254 256V254L252 253ZM47 261H49V262H47ZM53 261V262H52ZM57 262V263H56ZM146 264H155V263H151V262H147ZM263 264H264V261H263Z\"/></svg>", "mask_w": 264, "mask_h": 264}]
</instances>
